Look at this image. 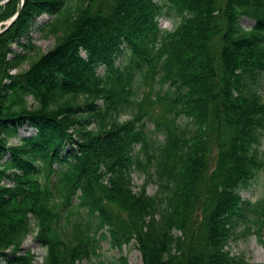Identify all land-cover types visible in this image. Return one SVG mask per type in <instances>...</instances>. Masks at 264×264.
<instances>
[{
	"label": "trees",
	"instance_id": "1",
	"mask_svg": "<svg viewBox=\"0 0 264 264\" xmlns=\"http://www.w3.org/2000/svg\"><path fill=\"white\" fill-rule=\"evenodd\" d=\"M168 1L170 30L158 0H24L0 34V264L32 263L31 231L37 264H78L99 236L134 240L142 264H261L228 242L240 223L264 236V200L240 195L264 169V0ZM17 9L0 5V21ZM42 13L55 43L12 73V44ZM24 125L34 133L9 144Z\"/></svg>",
	"mask_w": 264,
	"mask_h": 264
},
{
	"label": "rangeland",
	"instance_id": "2",
	"mask_svg": "<svg viewBox=\"0 0 264 264\" xmlns=\"http://www.w3.org/2000/svg\"><path fill=\"white\" fill-rule=\"evenodd\" d=\"M158 1L164 5V14L158 19L159 26L166 30L173 29L178 23L179 18L172 10L168 9V0ZM9 18L0 21V23L6 22ZM54 18L55 14L48 13H42L37 16L34 18L27 35L19 38L12 44L13 52L11 53V57H21L17 61V66L11 71L12 73L27 69L32 61L53 47L56 34L50 31L49 26ZM239 23L245 29L250 28L254 24L252 20L245 17L240 18ZM0 28H2V26H0ZM29 44H32L33 47L28 48L27 45ZM125 62V56H120L117 60L118 64H124ZM97 71L98 73H102L103 68L100 67ZM135 80L134 84L136 83L135 87L137 91L136 97L139 98L143 91H147L148 85H143L139 76H137ZM256 91L259 94L264 95V73L259 79ZM28 102L30 105L33 103L30 98H28ZM126 117V115H122L121 120ZM178 122L185 124L187 120L179 118ZM146 129L151 139H162V134L160 132L150 131L153 129L151 121L146 123ZM33 133V128L24 125L18 130L17 137L9 139V144H17L20 137ZM137 148L138 146L135 147V149ZM5 158L7 157L5 156ZM140 158L142 162H144L145 157L143 154L140 155ZM131 177L133 190H137L138 187L143 184L145 174L141 169L136 168L132 172ZM3 182L9 183L7 180H3ZM155 189L156 186L152 183L147 187V192L152 194ZM240 195L243 199L250 200L251 202L264 200V169L257 174L247 188L240 190ZM35 233L36 231L29 232L22 242L24 250H29L34 255L31 264L41 263L45 254V246L35 237ZM228 248L233 254H243L250 262L264 264V236L262 237V240H259L255 233L246 232L243 223H240L235 227V234L230 238ZM121 255L126 257L128 264H142L141 253L134 245V240H131L128 244H124L122 248L119 249L111 245L108 236H99L95 252L90 254V257L88 258H82L78 261V264H118V257ZM2 263H4V261H2Z\"/></svg>",
	"mask_w": 264,
	"mask_h": 264
},
{
	"label": "water",
	"instance_id": "3",
	"mask_svg": "<svg viewBox=\"0 0 264 264\" xmlns=\"http://www.w3.org/2000/svg\"><path fill=\"white\" fill-rule=\"evenodd\" d=\"M7 1L8 0H0V5L6 3ZM23 4L24 0H18V9L15 14L11 16L6 22L0 23V26H2V28H0V34L6 31L11 25L14 24L22 10Z\"/></svg>",
	"mask_w": 264,
	"mask_h": 264
}]
</instances>
